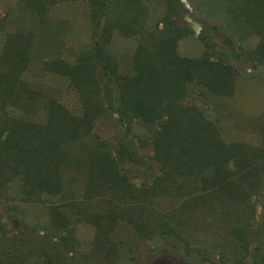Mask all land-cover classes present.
I'll return each instance as SVG.
<instances>
[{"label": "trees", "instance_id": "obj_1", "mask_svg": "<svg viewBox=\"0 0 264 264\" xmlns=\"http://www.w3.org/2000/svg\"><path fill=\"white\" fill-rule=\"evenodd\" d=\"M65 1L89 4L91 43L72 63L58 60L45 66L67 81L77 96L79 114L74 115L20 79L28 62L23 44L10 45L0 53V65L5 67L0 73V79L5 77V81L0 80L1 193L7 191L10 178L17 177L19 192L27 200L60 195L57 155L64 144L86 137L97 111L102 110L114 116L125 138L112 147L102 143L99 150H88L87 178L109 180L122 199L131 196L126 187L140 191L125 182V167H130L141 175L146 193L171 198V206L159 211L161 221L147 225L137 217L127 218L138 236L189 246L185 227H221L226 234L218 253L229 255L225 264H264V147L249 155L240 153L238 147L220 138L210 121L185 104L194 89L211 95L232 93L237 75L225 60L228 55H178L177 44L188 31L177 22L180 4L176 0H161L164 8L153 24L108 18L105 11L111 0H31L28 6L41 16L49 6ZM247 1L258 9L256 14L244 10L259 23L254 31L258 41L251 53L263 64L264 0ZM111 32L139 34L127 70L106 51ZM222 44L231 57H240L228 48L233 49L231 37H223ZM248 54L244 56L247 60ZM38 101L41 116L23 115L34 111ZM133 122L151 127L150 135L143 140L126 138ZM147 146L151 154L144 158L140 150ZM255 197L256 204H252ZM127 204L121 202L119 206ZM257 205L259 216L255 214ZM133 206L140 210L144 205L138 201ZM199 218L211 219L215 226ZM3 234L0 226V236ZM23 249L30 260L20 259L15 252L7 260L0 259V264H53L28 245L23 244ZM201 262L197 264H204Z\"/></svg>", "mask_w": 264, "mask_h": 264}, {"label": "rangeland", "instance_id": "obj_2", "mask_svg": "<svg viewBox=\"0 0 264 264\" xmlns=\"http://www.w3.org/2000/svg\"><path fill=\"white\" fill-rule=\"evenodd\" d=\"M30 1L0 0V53L10 45L23 44L28 62L20 72V79L29 88L55 99L78 115L76 94L63 77L48 72L45 63L58 60L72 63L78 52L89 47L93 32L90 6L85 1H65L49 6L39 16L28 6ZM176 1L180 4L177 22L188 31L177 44L178 55L191 58L203 53L210 57L228 55L225 60L237 75L230 95H211L194 89L186 96L185 104L210 121L220 138L238 147L240 153L249 155L264 147V63L251 53L258 41L254 31L259 23L252 19V14L244 12L251 9L256 14L258 9L247 0ZM163 8L161 0H111L105 14L110 19L145 20L153 24ZM216 27L221 29L218 31ZM138 35V32H111L109 36L106 51L125 70ZM223 37L233 39V49L228 48L240 55L238 59L229 55L222 44ZM247 52L249 60L244 57ZM4 71L5 67L0 65V73ZM0 80L5 81V77ZM35 105L34 111L23 115L41 116V102ZM150 133L151 127L133 122L126 138L143 140ZM124 138L114 116L98 110L92 131L79 141L64 144L57 155L60 195L40 201L27 200L19 192V178H10L4 195L0 190V226L4 231L0 236V259L7 260L18 252L20 259L30 260L23 249L26 244L40 257L48 256L53 264H197L201 261L225 264L229 255L218 253L225 240V229L215 228L208 218L198 220L208 221L214 228L185 227L189 246H174L137 235L127 218L137 217L147 225L161 221L159 211L171 206V198L146 193L141 187V175L132 168L125 167V182L139 187L140 191L126 187L131 196L122 195L124 199L109 180L87 178L88 150L97 151L102 143L112 147ZM140 153L144 158L149 157V146ZM256 197L252 198L255 201L252 204H256ZM138 201L144 205L140 210L133 206ZM150 201L152 204L148 205ZM121 202L128 204L121 208ZM150 206L156 210L152 211ZM255 214L260 215L258 205ZM47 244L52 246L47 248ZM38 262H42L41 258Z\"/></svg>", "mask_w": 264, "mask_h": 264}]
</instances>
